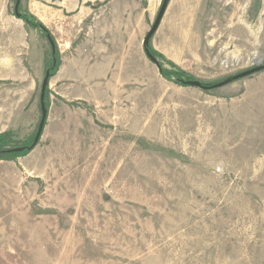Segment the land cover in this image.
Masks as SVG:
<instances>
[{"label":"rangeland","instance_id":"1","mask_svg":"<svg viewBox=\"0 0 264 264\" xmlns=\"http://www.w3.org/2000/svg\"><path fill=\"white\" fill-rule=\"evenodd\" d=\"M16 1L0 0V134L19 146L47 115L0 160V264H264V70L236 77L264 65V0H166L149 46L191 81L231 80L205 90L144 54L165 0H130L109 51L79 12L108 0H20L48 35Z\"/></svg>","mask_w":264,"mask_h":264},{"label":"trees","instance_id":"2","mask_svg":"<svg viewBox=\"0 0 264 264\" xmlns=\"http://www.w3.org/2000/svg\"><path fill=\"white\" fill-rule=\"evenodd\" d=\"M20 19L22 21H24V23L26 25H28L29 27L35 28V29L39 28L42 31V33H44L45 35L49 34L47 29L41 23L36 21L34 19V17H32L31 15H29V14H24L23 16L20 15ZM48 37L50 38V36H48ZM147 49L149 52V55L147 56L148 59L150 61H152L155 64V66H157L159 73L162 76V78H164L167 81L176 83L180 86H186L187 81H191V78L189 79V77L188 78L183 77L184 72L177 70L176 68L172 71H168L165 68H163V66L160 62V60L162 59V55L160 53H157V51L152 49L149 45L147 46ZM52 57H53V60H52V63L50 65V69H49V71H50L49 76L50 77L55 74V72L57 71L56 69L59 65V61H58L55 53ZM203 85L212 86V85H208V84H203ZM42 104L44 107V101L42 102ZM45 107H46V105H45ZM44 110H46V109L44 108ZM8 134L9 133L0 134V160L5 159V158L6 159H14L15 158L16 159V157H21V156L28 154V152L33 148L32 145H33L35 134H34L33 138L28 139V141H26L25 143H23L19 146H17V145L11 146L9 139L7 138L9 136Z\"/></svg>","mask_w":264,"mask_h":264},{"label":"crops","instance_id":"3","mask_svg":"<svg viewBox=\"0 0 264 264\" xmlns=\"http://www.w3.org/2000/svg\"><path fill=\"white\" fill-rule=\"evenodd\" d=\"M106 1V0H100ZM92 2H98V0H93ZM124 3V5L118 6L117 4ZM130 0H108L106 3L98 7L99 9H91L83 10V8L79 12H83L85 17L91 19L84 22L85 25H89L90 30L95 29V33L98 32V35L102 38L105 37L108 40L103 42L102 46H95L96 48H103L104 51H109L111 45L113 44L111 41L116 40L117 38L111 39L112 35H115L118 30V27H121L119 30L122 31L126 28V19H132V16L129 12L132 9V5L127 4ZM138 4V3H137ZM140 6V4H138ZM129 15L128 17H126ZM138 16V15H137ZM139 17V16H138ZM89 30V31H90ZM92 32V31H90ZM124 38V37H123ZM106 43V44H105ZM108 43V44H107Z\"/></svg>","mask_w":264,"mask_h":264},{"label":"water","instance_id":"4","mask_svg":"<svg viewBox=\"0 0 264 264\" xmlns=\"http://www.w3.org/2000/svg\"><path fill=\"white\" fill-rule=\"evenodd\" d=\"M19 3H20V0H17L16 1L15 8H14L15 15H16L17 18H20V13L18 12V9H17L18 6H19ZM162 3H163V5H162V7H161V9H160V11H159V13H158L155 21H154L152 27H150V30L146 34L144 40H142L143 41V46H144V51H145L144 54H146V56L149 55V52H148V49H147V46L149 45V39H151V37L156 32L157 27L159 26V24L161 22V19L163 17V14L165 13L167 1L165 0ZM49 42H50L49 45H51L52 46V49L54 50V45H53L54 43H53L52 39L49 38ZM263 70H264V65L257 66V67L248 69L247 71H244L242 73L236 74L237 75L236 77L239 78V79L240 78H244V77H248V76L253 75L255 73H259V72H261ZM48 78H49V71L46 72L45 78H44V80L42 82L43 84H42L41 94H40L41 100H42L41 103L43 102V97H44V94H45V89H46V86L48 84L47 83L48 82ZM230 81H231L230 79H227V80H225L223 82H220L218 84H215L214 86L213 85L212 86H205L201 82H198V81H187V85H188V87L189 86H193V87H196V88L204 89L205 90V89H209V88L222 87V86L226 85L227 83H229ZM46 115H47V112H46V110L43 109L42 110L41 119H39V121H40L39 122V126H38V129H37L36 134H35V137H34V141H33V145H32L33 147H34V145H36L38 143V141L40 139L41 132H42L43 127H44V124H45V121L44 120H46Z\"/></svg>","mask_w":264,"mask_h":264},{"label":"bare ground","instance_id":"5","mask_svg":"<svg viewBox=\"0 0 264 264\" xmlns=\"http://www.w3.org/2000/svg\"><path fill=\"white\" fill-rule=\"evenodd\" d=\"M264 41V40H263ZM256 62H259V60L258 61H256Z\"/></svg>","mask_w":264,"mask_h":264}]
</instances>
